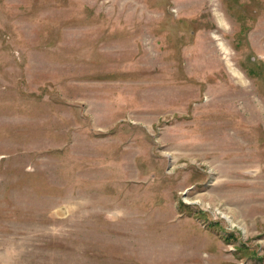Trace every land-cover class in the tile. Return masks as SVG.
Returning a JSON list of instances; mask_svg holds the SVG:
<instances>
[{"label": "rangeland", "instance_id": "rangeland-1", "mask_svg": "<svg viewBox=\"0 0 264 264\" xmlns=\"http://www.w3.org/2000/svg\"><path fill=\"white\" fill-rule=\"evenodd\" d=\"M0 264H264V0H0Z\"/></svg>", "mask_w": 264, "mask_h": 264}, {"label": "bare ground", "instance_id": "bare-ground-1", "mask_svg": "<svg viewBox=\"0 0 264 264\" xmlns=\"http://www.w3.org/2000/svg\"><path fill=\"white\" fill-rule=\"evenodd\" d=\"M234 73L237 75V73H236V72H234ZM234 73H233V74H234Z\"/></svg>", "mask_w": 264, "mask_h": 264}]
</instances>
